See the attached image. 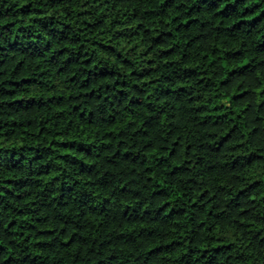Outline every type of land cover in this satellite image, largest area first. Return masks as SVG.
I'll return each instance as SVG.
<instances>
[{
    "label": "trees",
    "instance_id": "trees-1",
    "mask_svg": "<svg viewBox=\"0 0 264 264\" xmlns=\"http://www.w3.org/2000/svg\"><path fill=\"white\" fill-rule=\"evenodd\" d=\"M0 264H264V0H0Z\"/></svg>",
    "mask_w": 264,
    "mask_h": 264
}]
</instances>
